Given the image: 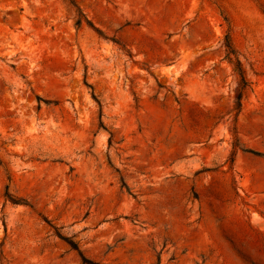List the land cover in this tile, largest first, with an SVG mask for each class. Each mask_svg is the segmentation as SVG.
<instances>
[{"label": "rangeland", "instance_id": "374dc122", "mask_svg": "<svg viewBox=\"0 0 264 264\" xmlns=\"http://www.w3.org/2000/svg\"><path fill=\"white\" fill-rule=\"evenodd\" d=\"M0 264H264V0H0Z\"/></svg>", "mask_w": 264, "mask_h": 264}, {"label": "trees", "instance_id": "16d2710c", "mask_svg": "<svg viewBox=\"0 0 264 264\" xmlns=\"http://www.w3.org/2000/svg\"><path fill=\"white\" fill-rule=\"evenodd\" d=\"M78 16H79V18H78V20H77V22H76V25H81V23H82V15L79 13ZM85 22L88 24L87 21H85ZM89 25H90V24H89ZM225 47H226V50L228 51V53H229V54H232V48H231V44H230V41H229L228 38H226V44H225ZM235 62H236V63H235L236 67L240 69V63H239V61L236 60ZM240 75H241V74H240ZM241 81H242V84L245 85V81H244V79L242 78V76H241ZM68 243H69V245H71L74 249H76V246H75L72 242H68Z\"/></svg>", "mask_w": 264, "mask_h": 264}]
</instances>
